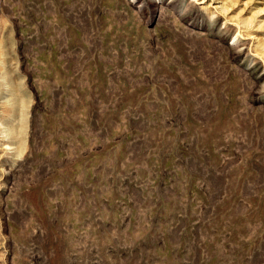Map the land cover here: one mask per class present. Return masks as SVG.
Wrapping results in <instances>:
<instances>
[{
  "label": "rangeland",
  "instance_id": "obj_1",
  "mask_svg": "<svg viewBox=\"0 0 264 264\" xmlns=\"http://www.w3.org/2000/svg\"><path fill=\"white\" fill-rule=\"evenodd\" d=\"M0 264H264V0H0Z\"/></svg>",
  "mask_w": 264,
  "mask_h": 264
}]
</instances>
